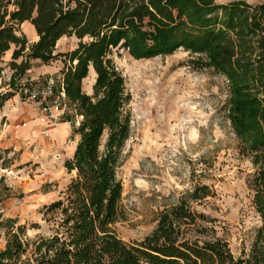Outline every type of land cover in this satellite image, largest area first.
Returning <instances> with one entry per match:
<instances>
[{"label": "trees", "instance_id": "1", "mask_svg": "<svg viewBox=\"0 0 264 264\" xmlns=\"http://www.w3.org/2000/svg\"><path fill=\"white\" fill-rule=\"evenodd\" d=\"M27 22L38 35L32 44L22 30ZM63 37H75L77 47L56 53ZM180 49L195 69L227 79L225 111L239 154L253 166L248 184L262 222L247 257H236L214 220L194 207L215 195L208 185L161 211L144 240L126 242L117 231L124 194L118 171L132 114L126 79L112 55L123 50L142 60ZM11 50L13 74L1 99L15 95L33 60H61L74 115L68 121L78 141L64 164L72 180L45 207V216L57 217L53 234L26 242L19 227L0 250V264H264V0H0V75ZM92 69L88 94L83 81Z\"/></svg>", "mask_w": 264, "mask_h": 264}, {"label": "rangeland", "instance_id": "2", "mask_svg": "<svg viewBox=\"0 0 264 264\" xmlns=\"http://www.w3.org/2000/svg\"><path fill=\"white\" fill-rule=\"evenodd\" d=\"M22 30L32 44L30 30ZM77 44L75 37H63L56 53L70 52ZM112 59L126 79L132 114L131 135L118 171L124 186L123 219L117 225L120 237L126 242L144 240L155 229L161 211L196 186L208 185L215 195L194 207L214 220L218 235L236 257H247L262 222L248 184L253 166L239 154L225 111L227 79L212 70L195 69L183 49L142 60L120 50ZM94 82L92 72L83 90L92 94ZM71 112L68 120L74 119ZM66 126L63 144L47 147L38 128L25 155L5 158L4 167L14 165L15 177L0 179V202L5 206L0 216V250L9 233L19 227L26 230V242L53 234L57 217L45 216V207L59 200L70 184L72 175L64 164L78 141L72 124ZM56 154L61 157L55 158Z\"/></svg>", "mask_w": 264, "mask_h": 264}, {"label": "crops", "instance_id": "3", "mask_svg": "<svg viewBox=\"0 0 264 264\" xmlns=\"http://www.w3.org/2000/svg\"><path fill=\"white\" fill-rule=\"evenodd\" d=\"M22 27L30 30L32 42H36L38 40V35L35 33L36 31L33 29L34 27L31 23L27 22L23 24ZM61 40H59V42ZM12 54L13 50L7 52L4 56V62L1 64L3 71L0 75V88L7 87L12 77L13 71L8 66L12 61ZM21 61L22 60H19L18 63ZM31 64L32 67L25 75L24 80L37 82L45 75H53L56 77L62 76L61 71L64 66L62 61H55L47 65L40 60H33ZM92 72L94 73V78L96 79V73L93 69L91 70L90 74ZM0 122V146L3 148L6 158L9 159H12L19 154L25 155L27 153L26 148H29L30 145L32 146V141L37 135L38 128L42 130L41 133L43 135L44 144L47 147L63 144V140L68 129L66 126L67 124L62 123L51 129L49 131L50 135L47 137V128L39 119V112L36 105L19 97L18 95H11L1 104ZM19 123H26V127L21 128L16 134L14 131V126ZM43 150L45 151L44 148ZM13 161L15 162L16 160ZM7 169L13 173L15 172L13 170L14 165L12 164L9 168L7 167Z\"/></svg>", "mask_w": 264, "mask_h": 264}, {"label": "built area", "instance_id": "4", "mask_svg": "<svg viewBox=\"0 0 264 264\" xmlns=\"http://www.w3.org/2000/svg\"><path fill=\"white\" fill-rule=\"evenodd\" d=\"M9 88L10 86L0 88V95L7 93ZM14 93L36 105L39 112V119L47 128V137L50 135L49 131L58 125L62 123L71 124V122L68 121V115L72 109L63 88L62 77L45 75L37 82H30L22 79L15 86ZM3 102L4 101L0 97V107ZM71 114L73 115V112H71ZM23 127H26V123L15 125L14 131L16 134ZM59 157V154L55 155V158ZM5 158V152L0 146V179L3 177H15L12 171L4 167L3 163ZM18 204H21V201H18ZM4 214L5 206L0 202V216Z\"/></svg>", "mask_w": 264, "mask_h": 264}]
</instances>
